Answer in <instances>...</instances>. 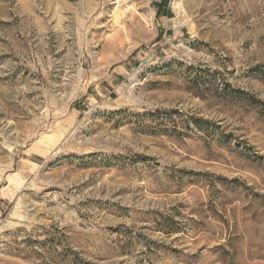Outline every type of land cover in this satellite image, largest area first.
Returning a JSON list of instances; mask_svg holds the SVG:
<instances>
[{
	"label": "rangeland",
	"instance_id": "374dc122",
	"mask_svg": "<svg viewBox=\"0 0 264 264\" xmlns=\"http://www.w3.org/2000/svg\"><path fill=\"white\" fill-rule=\"evenodd\" d=\"M0 264H264V0H0Z\"/></svg>",
	"mask_w": 264,
	"mask_h": 264
}]
</instances>
